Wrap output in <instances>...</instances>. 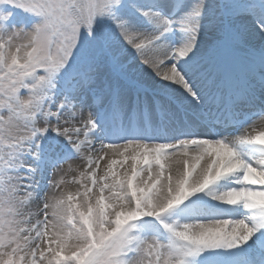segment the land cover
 I'll return each mask as SVG.
<instances>
[{
    "label": "snow or ice",
    "instance_id": "6c2138e0",
    "mask_svg": "<svg viewBox=\"0 0 264 264\" xmlns=\"http://www.w3.org/2000/svg\"><path fill=\"white\" fill-rule=\"evenodd\" d=\"M0 264H264V0H0Z\"/></svg>",
    "mask_w": 264,
    "mask_h": 264
}]
</instances>
